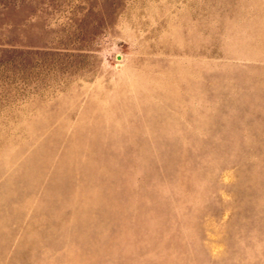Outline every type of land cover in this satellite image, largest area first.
Masks as SVG:
<instances>
[{
  "label": "rangeland",
  "instance_id": "rangeland-1",
  "mask_svg": "<svg viewBox=\"0 0 264 264\" xmlns=\"http://www.w3.org/2000/svg\"><path fill=\"white\" fill-rule=\"evenodd\" d=\"M0 264H264V0H0Z\"/></svg>",
  "mask_w": 264,
  "mask_h": 264
}]
</instances>
